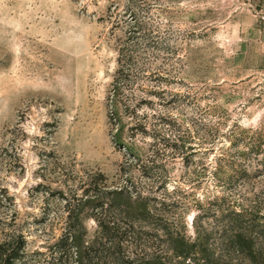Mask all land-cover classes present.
I'll use <instances>...</instances> for the list:
<instances>
[{
    "label": "rangeland",
    "instance_id": "obj_1",
    "mask_svg": "<svg viewBox=\"0 0 264 264\" xmlns=\"http://www.w3.org/2000/svg\"><path fill=\"white\" fill-rule=\"evenodd\" d=\"M117 77L123 107L147 93L168 119L178 152L150 175L123 171ZM17 237L13 264H264V0H0V243Z\"/></svg>",
    "mask_w": 264,
    "mask_h": 264
},
{
    "label": "trees",
    "instance_id": "obj_2",
    "mask_svg": "<svg viewBox=\"0 0 264 264\" xmlns=\"http://www.w3.org/2000/svg\"><path fill=\"white\" fill-rule=\"evenodd\" d=\"M122 62V61H121ZM126 64L122 65L119 69V75L123 80H125L128 76L126 73ZM120 77H117L116 82L114 84L115 89L113 93L111 92L109 99L115 112H112L113 118L116 120L119 119V127H117V132L115 134V140L119 147L124 148L126 151V160L123 164V171H128L132 168L133 165L137 164L141 167L145 175H150L152 169L158 165L161 158L168 154V150L170 147H173L172 138L167 136L164 132V124L166 123L167 117H163L162 114L151 112V108L149 104L152 102L147 95H142L139 97L137 101V105L134 107L125 104L122 106L121 101V93L122 87L119 85ZM145 106V108H144ZM140 108H143L140 111ZM125 110V113L131 114L134 116L135 122L132 127L131 133L128 136L126 133V123L125 119L122 118V112ZM156 119V120H153ZM146 135H151L153 138L148 140ZM137 137L142 138L143 140L149 142L148 149L144 147H140L137 144ZM178 145H176L177 147ZM171 153L176 154L177 149L171 148ZM98 182H94L93 184H97ZM126 185L117 186L112 192H104L97 194H90L89 189H86L84 193H82L81 201L93 202L96 204L99 210L107 209L106 205L112 206V204L117 201V199L124 201L126 196L129 195V191L126 190ZM152 193H148L147 198L151 196ZM140 200L142 195L137 197ZM144 198V196H143ZM79 200V199H78ZM72 201H69L68 204H71ZM103 214V211L102 213ZM99 225L102 226L105 230V235L102 239L105 245H108L110 248H120L122 249L123 243L121 240L116 239L118 236V232L115 231V227H109L108 225L116 226V221L112 222L111 218H107L102 215L97 217ZM68 224L66 227V241L70 242L72 246H76L83 251H91L94 248V244H89L85 240V236L83 232H79L77 229V225L81 224L79 218H75L70 215L69 220H67ZM83 227L84 225L81 224ZM108 229V230H107ZM107 233V234H106ZM119 237V236H118ZM22 240L17 237L9 241H5L4 243H0V264H13L14 260L17 258L19 254L20 247L22 245ZM17 246V247H16ZM84 258V257H83ZM86 258V257H85ZM86 263H89V259L86 258ZM85 263V264H86Z\"/></svg>",
    "mask_w": 264,
    "mask_h": 264
}]
</instances>
